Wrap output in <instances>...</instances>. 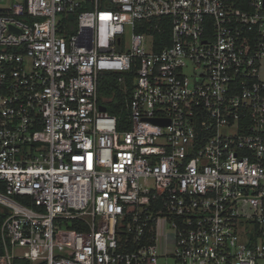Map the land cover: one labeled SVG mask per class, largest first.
Masks as SVG:
<instances>
[{"label":"built area","instance_id":"built-area-1","mask_svg":"<svg viewBox=\"0 0 264 264\" xmlns=\"http://www.w3.org/2000/svg\"><path fill=\"white\" fill-rule=\"evenodd\" d=\"M0 8V264H264V0Z\"/></svg>","mask_w":264,"mask_h":264},{"label":"trees","instance_id":"trees-1","mask_svg":"<svg viewBox=\"0 0 264 264\" xmlns=\"http://www.w3.org/2000/svg\"><path fill=\"white\" fill-rule=\"evenodd\" d=\"M167 34V39L165 38V43L169 42L168 40V27L165 31ZM163 34H155V46L154 49L160 50L164 43L161 41ZM119 74L106 72L102 73L99 77L98 92H99V102L106 107V110L116 116L118 121L119 129H126L129 126L128 118V100L132 84L130 81L131 75L127 76L126 84H119L117 81ZM1 190V189H0ZM18 201H23L24 197H16ZM3 221V218L0 216V225ZM18 264V262H15Z\"/></svg>","mask_w":264,"mask_h":264},{"label":"rangeland","instance_id":"rangeland-1","mask_svg":"<svg viewBox=\"0 0 264 264\" xmlns=\"http://www.w3.org/2000/svg\"><path fill=\"white\" fill-rule=\"evenodd\" d=\"M23 0H0V6L2 5H10L11 3H21ZM126 37L129 38L130 37V30H128L126 32ZM261 78L264 79V62L261 65ZM69 252L68 249L62 247V246H58L56 245L54 247V253L55 254H60V255H64L67 254Z\"/></svg>","mask_w":264,"mask_h":264},{"label":"water","instance_id":"water-1","mask_svg":"<svg viewBox=\"0 0 264 264\" xmlns=\"http://www.w3.org/2000/svg\"><path fill=\"white\" fill-rule=\"evenodd\" d=\"M0 9H3V8H0ZM100 109L104 111V110H106V107L103 105H100ZM154 122L165 124L166 121L160 120V119H154ZM0 209H2V211L0 212L1 217H4L6 214H9V209L6 206H3L2 204H0Z\"/></svg>","mask_w":264,"mask_h":264}]
</instances>
